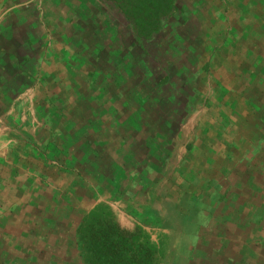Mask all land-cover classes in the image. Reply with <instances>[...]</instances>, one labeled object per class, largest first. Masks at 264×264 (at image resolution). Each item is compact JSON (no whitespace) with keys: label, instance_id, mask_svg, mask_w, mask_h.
<instances>
[{"label":"crops","instance_id":"0c3cea01","mask_svg":"<svg viewBox=\"0 0 264 264\" xmlns=\"http://www.w3.org/2000/svg\"><path fill=\"white\" fill-rule=\"evenodd\" d=\"M202 2L220 102L185 129L142 104L132 31L97 0H0V264H82L70 225L101 203L167 264H264V0Z\"/></svg>","mask_w":264,"mask_h":264},{"label":"trees","instance_id":"16d2710c","mask_svg":"<svg viewBox=\"0 0 264 264\" xmlns=\"http://www.w3.org/2000/svg\"><path fill=\"white\" fill-rule=\"evenodd\" d=\"M97 1L120 14L128 23L133 35L132 48L137 50L138 55L134 62L137 65H145L148 71L151 60H157V57L151 54L149 44L163 35L165 24L178 11L177 0ZM189 57H192L191 54ZM200 61L203 63L202 66L199 62L198 64L193 63L190 59L189 64L183 70H176L169 62L171 65L165 67L166 70L161 68L158 81L153 78L154 76L151 77L148 71L146 87L148 97L141 98L142 104L145 102L155 104L156 102L158 108L161 104L160 109L165 113L164 122L168 123L169 128L176 122L172 116L173 111L176 112L178 109L180 122H183L187 120L189 114L197 111L201 106L206 109L211 99L218 97L220 93L211 69V57H201ZM210 80L211 84L208 83ZM132 98L137 102L138 98L140 100L137 95H133ZM175 100L181 102L177 104ZM171 138V134H165L168 147L171 145ZM171 183L174 187L181 188L183 192V186L177 184L175 180ZM180 194L179 191L177 194L173 193L176 197ZM185 203L186 205L180 204L179 207L188 208V200ZM168 219L169 217L162 221L166 223ZM143 225L155 228L158 223L150 220V222H144ZM70 226L74 227L72 234L82 257V264H166L167 240L166 244L162 239L161 244H156L143 227H136L133 231L122 228L113 208L105 203L95 206L83 216L79 223Z\"/></svg>","mask_w":264,"mask_h":264},{"label":"rangeland","instance_id":"374dc122","mask_svg":"<svg viewBox=\"0 0 264 264\" xmlns=\"http://www.w3.org/2000/svg\"><path fill=\"white\" fill-rule=\"evenodd\" d=\"M193 1L194 2H192L190 0H177V2H176L177 9H178L177 13L175 14V16L173 18H171L168 21L167 24H165L166 28L163 30V35L160 36L158 39H156L151 44H149V50L154 57H157V60L156 59H155V61L151 60V62L148 65V71L150 72V76L151 77L154 76L153 78L157 81L159 80L158 76H159L161 68L164 70L165 67H170L171 64H169V62L172 63V65L176 68V70L185 69V66H187L189 64L188 62L190 59L193 63L195 62L198 64V62H199L201 66L203 65V63L200 61V58H201L200 55L201 54L197 55L198 53L202 52L203 47H204V42H205V39H204V37L201 33V30H200V28L203 27V24H201V22H199V21L200 20L202 21V19L201 18L196 19V18L192 17L193 12H195V9L199 10V5L200 4L202 5L203 2H202V0H193ZM200 2H202V3H200ZM187 5L188 6L192 5V6L188 7ZM104 9H106L108 12L112 13L117 19H122L124 21L123 17L120 14L113 11L109 7L104 6ZM217 53H219L218 48L211 50V59H213L211 63L215 62V57L217 56L215 54H217ZM190 54L192 57H189ZM159 62H161V64H159L160 68L158 65ZM211 80H210V82H208L209 84H211ZM163 91H164V89H163ZM219 98L220 97L216 96L215 101L220 102ZM207 108L208 107L206 105V109ZM206 109L203 106H201L200 108L197 109L196 114H195V116L197 118V124H199L200 121L204 120V117L206 116V114H205ZM206 119H207V116H206ZM191 121L192 120H190V122ZM225 122L226 121L224 120L223 126H225ZM184 126L186 129L188 126V121H185ZM219 130H221V129H219ZM169 192H171V188L166 193L169 194ZM165 196H166V194H165ZM199 206L202 207L203 205L200 204ZM115 210L114 211H115V214L117 216V219H118V216L119 217L123 216V214L121 212H119V210H117V209H115ZM121 210L127 215L131 214L129 211H126L123 208H121ZM121 219H123V218H121ZM132 223L134 224L133 221H130L127 219V224H121V223H119V224L121 225L122 228H124L126 230L133 231L136 226L135 227L132 226ZM172 224H175V226L179 225L178 223H174V222ZM180 227L181 228L184 227L182 225V223H181ZM184 229H185V227H184ZM194 229H195V227H192V230H194ZM196 231H198V228L196 229ZM160 238L164 242L166 240L168 241V239L163 234L160 235ZM176 238H177L176 242H178V240H180V237L178 236ZM192 241H193V246L197 245L195 238H192ZM165 244H166V242H165ZM180 244H182L183 247L185 248L188 243L184 239L181 241ZM179 245H178V249L180 250ZM165 248H167L166 249L167 257H169L170 256L169 241H168V245H165ZM171 251H173V250H171ZM166 264H167V262H166Z\"/></svg>","mask_w":264,"mask_h":264}]
</instances>
